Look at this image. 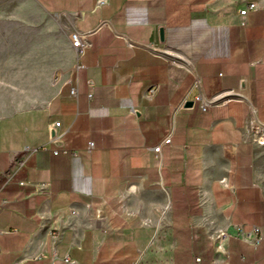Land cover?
Instances as JSON below:
<instances>
[{
	"label": "crops",
	"instance_id": "crops-1",
	"mask_svg": "<svg viewBox=\"0 0 264 264\" xmlns=\"http://www.w3.org/2000/svg\"><path fill=\"white\" fill-rule=\"evenodd\" d=\"M35 1L57 39L31 64L44 102L0 115V264H264V145L243 131L244 101L179 108L192 64L206 96L250 97L264 122L263 0L246 23L249 0ZM71 30L88 33L82 55ZM51 130L56 145L23 154ZM168 134L158 161L146 147Z\"/></svg>",
	"mask_w": 264,
	"mask_h": 264
},
{
	"label": "rangeland",
	"instance_id": "rangeland-1",
	"mask_svg": "<svg viewBox=\"0 0 264 264\" xmlns=\"http://www.w3.org/2000/svg\"><path fill=\"white\" fill-rule=\"evenodd\" d=\"M264 2V0H263ZM47 18L35 0H0V115L40 105L43 97L31 83V64H38L44 50L39 44L56 41L57 33H45ZM36 79L37 73L34 72Z\"/></svg>",
	"mask_w": 264,
	"mask_h": 264
},
{
	"label": "built area",
	"instance_id": "built-area-1",
	"mask_svg": "<svg viewBox=\"0 0 264 264\" xmlns=\"http://www.w3.org/2000/svg\"><path fill=\"white\" fill-rule=\"evenodd\" d=\"M105 0H97L98 4L103 3ZM257 3L254 1H246L245 4L239 9V14L242 17V23H246V15L249 11H253L257 9ZM69 39L72 47L76 49V52L78 55H82L84 50L88 47H90V41L88 39V33L87 32H80L78 30H71L69 32ZM126 43L128 45H131L128 40H126ZM187 68L191 71L193 74V81L191 86L195 89H197V93L193 99H191V105H186L187 100L185 99L180 105L179 108L189 109L192 108L194 103L197 101L199 103V108L202 111H205L211 106L215 105H224L226 104L230 99H240L244 101L246 105V121L243 125V131L247 134H249V138L253 143L264 145V122H261L257 117V105L254 102V100L247 96L242 95H234V94H228L230 91H226L223 93H219L217 95L208 97L204 94L202 86H201V80L199 75L196 73L194 66L192 64H189ZM75 89H72V92L74 93ZM154 91V88L147 87L143 93L144 96H149ZM229 95V96H228ZM131 112L134 113V109H131ZM60 125L59 121H52L50 123V129H54ZM60 134L54 132L53 135H50L48 142L43 145L39 146H25L22 149V152L24 155H27L29 153H32L39 149H47L48 144L56 145L57 141L59 139ZM171 141L170 134L163 137V139L157 143L156 145H153L152 147H146L147 149H152L156 159L159 161L161 157V146L162 144H169ZM87 148L93 149V143L89 142L87 145ZM60 150V148L54 147L52 148L53 153H57ZM64 152L67 151V149H63ZM0 175L8 177L9 175L7 173H3L0 171ZM224 183V180H221ZM2 209V205H0V210ZM96 217H101L102 213L97 210L95 213ZM234 229L236 231V234L242 238L243 240L249 242L251 245L256 246L260 240L262 239L260 235V226L259 225H252L250 229H244L241 224L234 225ZM230 236V233L223 229H218L214 231L211 235V239L213 241L214 248L216 251L224 252L225 251V245L227 242L228 237ZM67 261V259H65Z\"/></svg>",
	"mask_w": 264,
	"mask_h": 264
},
{
	"label": "water",
	"instance_id": "water-1",
	"mask_svg": "<svg viewBox=\"0 0 264 264\" xmlns=\"http://www.w3.org/2000/svg\"><path fill=\"white\" fill-rule=\"evenodd\" d=\"M158 34H159V40L163 41V27H159ZM53 134H54V130H51L50 135H53Z\"/></svg>",
	"mask_w": 264,
	"mask_h": 264
}]
</instances>
